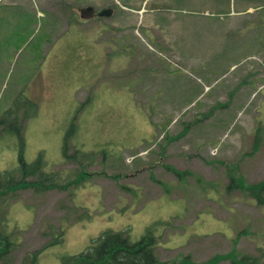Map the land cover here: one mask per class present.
Segmentation results:
<instances>
[{
    "label": "rangeland",
    "instance_id": "obj_1",
    "mask_svg": "<svg viewBox=\"0 0 264 264\" xmlns=\"http://www.w3.org/2000/svg\"><path fill=\"white\" fill-rule=\"evenodd\" d=\"M84 5L114 11L82 19ZM28 99L26 162L84 177L0 196L10 264L39 248L36 264H61L103 230L151 232L160 264H264V205L227 187L233 166L264 180V0H0V118ZM4 116L0 172L19 167Z\"/></svg>",
    "mask_w": 264,
    "mask_h": 264
},
{
    "label": "trees",
    "instance_id": "obj_2",
    "mask_svg": "<svg viewBox=\"0 0 264 264\" xmlns=\"http://www.w3.org/2000/svg\"><path fill=\"white\" fill-rule=\"evenodd\" d=\"M75 21H78L75 18ZM88 99V98H87ZM87 99L85 101H87ZM31 105V111L19 117L20 114L17 109L10 108L4 112V114L0 118V126L5 123V113L8 115H12V124L14 126V132L19 140L18 147V159H19V167L14 169H7L0 172V196L5 194L8 191H13L20 187L29 186L37 192H41L43 190L50 189H62L66 190L67 187L77 186L78 183L84 177V173L79 171L74 173V177L69 179L66 182H58L52 172H45V165L43 159V153L40 152L37 158L28 163L26 162L23 154L24 150V140L22 137V125L23 120L27 118L28 115H34L37 110V104L34 100L28 99ZM82 102L80 107L85 103ZM80 108L77 109L75 115L72 118L70 123L69 131L66 133L64 138V143L62 147L63 155L67 158V161L74 162L75 159L78 158L72 157L68 155V136L75 130V119L76 114ZM10 122V124H11ZM195 123V122H194ZM260 129L259 127L256 129ZM72 157V159H71ZM77 163V162H76ZM79 164V163H78ZM167 169L172 171V173L176 175H180L182 172H179L174 167L166 166ZM236 170V166L230 167V169ZM81 169V168H80ZM233 172L229 171V183L227 187H237L241 189L247 196L251 197L258 205H264V180L245 184L241 178H237ZM78 175V177H76ZM29 177H33L35 179H30ZM43 182L46 183L43 185ZM40 190V191H39ZM63 235V230L60 229L56 232L55 242H60L62 240L61 237ZM157 237L153 235L151 232H148L141 236L140 239L136 241H131L126 233V230L112 231V230H103L97 236L91 239L90 244L81 252L74 255H68L67 257H63L61 264H160L157 256L155 255V248L157 246ZM18 244H15L10 241V238L6 234H0V259H6L4 264H10L11 259V250L17 248ZM41 251V248L28 253V257H32V263L36 264L37 262V254ZM221 255H217L211 258L212 263L216 261L218 257ZM228 257V254L222 255L221 257ZM232 260L235 263L240 264H252L246 258H242L241 260H237L233 258ZM186 262V261H185ZM187 263V262H186ZM189 264H205L204 263H193L188 262ZM25 264H27L25 262Z\"/></svg>",
    "mask_w": 264,
    "mask_h": 264
},
{
    "label": "water",
    "instance_id": "obj_3",
    "mask_svg": "<svg viewBox=\"0 0 264 264\" xmlns=\"http://www.w3.org/2000/svg\"><path fill=\"white\" fill-rule=\"evenodd\" d=\"M79 16L82 19H89L95 15L101 17H109L113 9L112 8H102L98 11H95V8L92 5H85L78 8Z\"/></svg>",
    "mask_w": 264,
    "mask_h": 264
}]
</instances>
